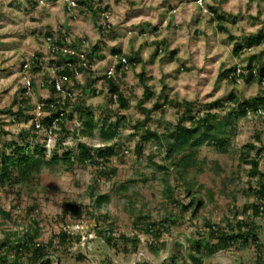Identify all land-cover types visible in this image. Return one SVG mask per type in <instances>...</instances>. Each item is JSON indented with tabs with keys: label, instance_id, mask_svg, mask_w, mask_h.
<instances>
[{
	"label": "rangeland",
	"instance_id": "obj_1",
	"mask_svg": "<svg viewBox=\"0 0 264 264\" xmlns=\"http://www.w3.org/2000/svg\"><path fill=\"white\" fill-rule=\"evenodd\" d=\"M262 55V60H264V54ZM29 76H31L30 72ZM33 76V89L30 96H32V101L38 105L42 98L49 97L52 92L47 89L44 75L38 73ZM7 78L8 76L0 74V110L10 108L14 101L20 97L22 86H25L21 77L19 84L21 89L16 92L17 89L14 91L13 88H10L11 82ZM78 78L83 79L81 75H78ZM191 78L192 76L185 72L183 77L185 83L181 85L177 83L176 96L172 95V92L169 94L179 101L184 98L194 99L193 97L196 96L199 102L194 111L200 118L208 111L216 113L217 117L213 120V124L215 129L217 128V133L219 128L222 133H226V151L217 149L216 146L207 144L208 142L198 148L199 159L205 160V169L198 175L199 183L203 185V188L197 189L195 186L193 192H200L206 201V206L200 208L195 216L192 209H188L184 212L183 217H177L174 223L172 221L165 222L167 225L171 222L170 229L163 235V240L167 242L168 248L162 249L159 253L155 252V249L149 245L152 238L144 226L145 221L139 227L134 222L136 214L141 211L144 215L149 214L151 221H159L166 215L171 213L175 215L181 212L179 206L171 204L164 193V184L158 177L162 176L163 171L157 170L156 166L146 158V154L151 148L150 145H145V156L138 157L135 152L140 135H135L133 124L143 118L144 114L139 109L136 100L139 95L134 96L133 91L131 94L127 93L132 100L129 110L119 108L118 104H109L112 112L126 115V119L121 121L122 142L126 143L125 145L132 152L131 158L126 162H121L119 158L115 159L116 161L112 164L118 168V171L111 179L98 175L99 172L95 167H83L74 163L67 167L62 165L57 168H45L33 184L11 185L7 183L1 185L0 183V244L8 233L13 232H16L17 236H22L27 230L32 231L39 228L38 241L48 243L63 229H77L82 235L81 241L69 238L65 248L60 247V252L50 249V264H107L109 257H113L116 262L121 264H136L138 260L142 261L144 258L151 263L162 264L169 256L171 246L176 239L182 240L187 246L184 235L196 240L207 235L209 225L202 226L203 219L215 224L218 230L225 229L226 232H230L236 220L235 213L238 219L244 218L247 213H252L249 206L256 201V197L254 193H251L250 188H257L259 182L264 181V113L261 109L257 112L250 109L244 115L237 104L229 98V95L235 92L239 100L252 98L258 94H264V84L258 80L246 83L244 79H239L235 85L216 79L212 90L207 91L198 84L197 80L196 92H193L190 84V82L192 83ZM4 80L8 83L5 84ZM134 93L136 94V92ZM101 94L91 91L87 97L94 108L96 107L94 112L98 120L103 117L102 112L108 106V104L101 106L103 101L98 105V102L103 98ZM153 102V100L147 101L145 106L151 107ZM17 106L16 104L14 108L16 109ZM259 108H261L260 105ZM33 112V108L27 111L28 114H33ZM159 113L155 114L162 122L151 121L150 125L152 129L162 132L167 126L166 123L177 122L181 110L167 107L164 115L161 114L162 117ZM27 117L26 115L15 118L11 113L0 111L3 128L14 134L31 126V119L27 121ZM76 121L77 118L74 119V123ZM96 133L94 138H83L82 140L88 145L102 143L101 132L96 131ZM258 135L261 140L256 139ZM9 138L10 135L3 133L0 129V152L3 148L5 149V142ZM73 141V138L67 137L61 147L66 146V142L73 143ZM248 143H254L256 148H250L247 146ZM257 149L261 152L257 153ZM156 152L159 154L156 161L159 164H164V153L161 154L159 149ZM245 153H249L251 158H260L257 173H252L251 163L247 161V157H243ZM139 172L146 173L147 176L154 173L157 177L154 179L148 177L145 180ZM168 173V180L171 184L177 186L182 184L174 171ZM210 191L213 192L212 199H210ZM174 195L184 203H188L193 197L192 193H187L181 187L175 190ZM105 196H108L109 199H106ZM71 201L82 205L83 213L79 218H74L72 214L63 211L65 202ZM142 203L145 205L143 206ZM4 212H8L10 216ZM256 222L258 235L264 245V211L256 218ZM109 227L113 228L116 236L125 233L128 236L139 237L141 245L136 254L124 257L122 245L118 250V253L121 254L117 255L115 249L108 248L99 236L98 228ZM17 236L11 234L10 239L13 243L0 247V264H46V258L35 263L31 259V252L24 251L15 256L12 250L15 247L14 239ZM53 243H56L55 238ZM128 246L131 247V245ZM82 252L86 254V258L79 256ZM57 257L60 259L57 260ZM3 260H6V263ZM211 261L231 262L232 264H264V251L259 256L254 247L242 248L235 245L227 251L215 253L203 264ZM168 264H172L171 261H168ZM177 264L182 263L179 261Z\"/></svg>",
	"mask_w": 264,
	"mask_h": 264
},
{
	"label": "trees",
	"instance_id": "obj_2",
	"mask_svg": "<svg viewBox=\"0 0 264 264\" xmlns=\"http://www.w3.org/2000/svg\"><path fill=\"white\" fill-rule=\"evenodd\" d=\"M49 37H51L49 43L53 53L50 54L52 58L49 59V66L43 69L42 66L39 65L40 59L37 60L33 58L34 62L30 68L32 75L42 72L43 70L46 78L45 84L50 87V91L52 92L49 97L40 100L42 103L41 110L44 112V115L40 118L41 128H36V126L31 123V126L28 128L14 134L3 128V123L0 118V129L3 133L10 135L8 141L5 142V149L3 148L0 152L1 185L7 183L11 185L33 184L45 168H57L62 165L67 167L74 163H78L83 167H95L97 168V172H99L98 175L107 176L111 179L118 171V168L112 164L116 161L115 159L119 158L121 162H126L131 158L132 152L128 146L125 145L126 143L124 144L122 142L123 134L121 131V121L126 119V115L119 112H112L109 105L118 104V107L123 110H129L131 107L130 99L127 98L126 94L121 90L120 85L125 69L124 63L118 62L116 64L114 75H108L107 73L97 75L92 67L96 58L100 57L99 54H95L100 48L98 43L86 47L87 50L78 49L80 53H84L85 57L81 58L80 55H64L61 51L62 48H59V50L56 48L54 49L56 46L77 49L75 45L66 42L65 35H62V33H59L58 37H54L53 35ZM263 41L264 27L256 34L247 35L244 42H236L234 51L235 53H239L244 48L249 49L253 46L260 45ZM114 53L113 55L120 54V51L117 50ZM121 55L126 57L128 66L134 63V58L125 54ZM36 56L37 58L40 57V55ZM258 57L261 56H251L248 67L243 69L247 70V73H237L239 67L232 66L222 69L218 77L227 78L236 83L239 79H244L246 83H251L256 80L262 81V77L264 76V63L259 64V66L253 65L255 59H258ZM50 67L55 68L57 75H67L70 77L74 88H76L74 85H77V73H84L90 82L101 80L104 86L99 92L106 91L108 97L107 103H105L108 104V106H106L105 111L102 112L104 114L103 117L98 120L95 116L94 109L83 102V89L79 90L80 93L77 101L70 102V100H66L63 102L55 90V79L51 77ZM32 75L31 88L29 89V87L23 86L20 90V97L14 101L10 108L6 110L1 109V112L11 113L15 118L27 115V121L33 117V114L27 113L29 109L33 108L34 110V107H36L32 101V96H30L34 81V76L32 77ZM139 78L144 86V93L142 97L137 96L136 100L144 117L138 119L137 122L133 124L135 135H140L135 147V152L138 157L145 156V145H150L151 148L148 154H146V158H148V161H150L152 165L156 166L157 170L163 171L161 174L162 176L159 175L158 177L164 184V193L171 204L179 206L181 212L180 214L174 215L171 213L166 215L159 221H151L149 214L144 215L142 211L136 214L134 221L135 225L139 227L143 225L142 223L145 221L144 226L152 238L149 245L152 249H155V252L159 253L162 249L168 248L167 242L163 240V235L170 229L169 225H171V222L168 225L165 222L172 221L174 223L177 217H183L184 212L188 209H192L193 215L195 216L200 208L206 206V201L200 192H193L195 186L197 189L203 188V185L199 183L198 175L205 169V160L199 159L197 153L198 148L202 144L208 142L207 144L214 145L217 149L226 151L225 145L227 143V136L226 133H222L220 128L218 129V133L217 128L215 129L213 120L217 117L216 113L208 111L201 118L198 117V113L194 111V108L198 105V101H179L177 98H171L166 93L167 86H164L162 91L157 95L147 84V78L143 73L139 74ZM65 84H69V82ZM229 98L237 104V107L241 109L244 115L250 109L253 112L260 111L261 109L264 113V94H258L252 98L239 100L237 94L232 92ZM153 99L154 102L151 107L148 108L144 106L145 101H151ZM16 104L18 106L15 109L14 106ZM51 104H53V107H51ZM259 105L261 108H259ZM167 107L179 108L181 110L177 122L173 124L166 123L167 126L162 132H159L158 129H152L150 125L151 121L155 123L162 122L157 118L155 113L160 112L159 114L162 117ZM61 112L64 114L61 115ZM75 118H77L76 123H74ZM187 122H190V124H187ZM49 130H51L53 134L57 133V144L51 149L48 148L47 143ZM96 131L101 132L102 143L88 145L82 140L83 138H94L97 134ZM67 137L73 138V143L66 142V146L61 147V144L64 143V139H67ZM256 139L261 140V137L258 135ZM247 146L256 148L254 143H248ZM158 149L161 154L164 153V164H159L156 161L159 155L156 152ZM260 152L261 151L257 149V153ZM243 157H247V161L251 163L252 173H257L259 171L260 158H251L249 153H245ZM169 171H174L177 174L178 179L182 182L180 186L173 185L168 180ZM139 173L145 180L148 179V177H152L153 179L157 177L154 173H152L151 176H147L148 174L143 172ZM134 182H136V180H134ZM179 187L185 189L187 193L193 194L192 199L188 203H184L183 200H179L175 197L174 192ZM250 190L256 197V201L249 206L252 213L245 214V217L241 219L236 218L235 213L236 220L230 232H226L225 229H222V231L221 229L218 230L215 224L203 219L202 226L209 225L207 235L198 240L184 235L187 246H185L182 240L176 239L172 244L173 246H171L169 256L162 264H168V261H171L172 264H177L179 261L182 264H203L215 253L227 251L235 245H239L242 248L254 247L256 254L261 256L264 251V245L257 232L258 224L256 218L264 211V181L261 180L257 188H250ZM212 197L213 192L210 191V199H212ZM105 198L109 199L108 196H105ZM142 205L144 206L145 204L142 203ZM63 211L72 214L74 218H79L83 213V208L81 204L71 201L65 202ZM4 214L10 216L8 212H4ZM98 233L107 244L108 248L115 249L117 252L116 255L121 254L118 253L121 245L123 246L122 253L124 257L136 254L141 245V239L139 237L128 236L125 233L116 236L112 227L98 228ZM11 234L17 236L16 232L8 233L4 241L0 244V247L8 246L13 243L10 239ZM39 236L40 230L39 228H35L32 231L27 230L22 236L15 237V247L12 250L15 256H18L19 253L24 251L31 252V259H33L35 263L46 258V264H50V249H54L58 252L60 247L65 248L67 239L70 238L81 241L82 237L77 229H63L56 234L55 237H52L48 243L38 241ZM54 238L56 239L55 244L53 243ZM128 245H131V247ZM79 256L81 258H86V254L83 252ZM58 259L60 258L57 257V260ZM3 261L6 263V260ZM107 264L121 263L116 262L113 257H109ZM136 264L154 263L144 258L142 261L138 260ZM207 264L232 263L211 261Z\"/></svg>",
	"mask_w": 264,
	"mask_h": 264
},
{
	"label": "crops",
	"instance_id": "obj_3",
	"mask_svg": "<svg viewBox=\"0 0 264 264\" xmlns=\"http://www.w3.org/2000/svg\"><path fill=\"white\" fill-rule=\"evenodd\" d=\"M75 1L77 6L70 7L66 0H0V74L8 76L14 91L21 89L19 84L27 60L40 55L42 68L49 66L53 53L47 38L58 37L59 33L77 51L87 50L91 44L100 45L95 53L100 57L92 67L97 75L108 70L117 50L134 58L132 65H126L120 83L129 99L131 91L134 96H143L140 73L157 95L167 86L166 93L173 98L177 83H185V72L192 76L193 92L197 80L208 91L216 79L236 85L218 77L222 69L232 66L244 69L253 55L261 56L253 65L264 63V41L239 53L234 51L236 42H244L247 35L264 27V0H205L207 12L202 11L197 0ZM38 73L44 75L43 70ZM79 75L83 79L76 77L74 89H83V102L96 108L87 99L92 91L102 93L98 105L102 101L101 106L105 105L107 92H99L104 83L90 82L84 73ZM47 89L51 92L50 87ZM193 98L181 101H198L196 96Z\"/></svg>",
	"mask_w": 264,
	"mask_h": 264
},
{
	"label": "built area",
	"instance_id": "obj_4",
	"mask_svg": "<svg viewBox=\"0 0 264 264\" xmlns=\"http://www.w3.org/2000/svg\"><path fill=\"white\" fill-rule=\"evenodd\" d=\"M198 4L202 7V11L203 12H207L208 9L204 7V1L205 0H197ZM66 2H68L70 7H75L77 6V3L75 0H66ZM48 42H50L51 37L47 38ZM86 44V43H85ZM59 50V48H62L61 51L64 53V55L66 54L67 56H73V55H80L81 58H84V53H79V51L72 49V48H66V47H54V49ZM33 58H36L37 60L39 58H37L36 56H33L30 60H27L24 65H23V81L25 83V87H29V89L31 88V76H29V72H30V68L32 67V63L34 62ZM35 60V61H37ZM112 65L110 66V68L107 70V74L108 75H114V68L116 66V64L118 62H123L124 66L127 65V59L125 56L121 55V54H116L113 55L112 58ZM39 65H42V62L39 61ZM50 73H51V77H53V79H55L54 81V87L55 90L58 94V96L61 97V99L63 100V102H65L66 100H70V102H75L78 99V92L74 89L73 87V82L71 80L70 77H68L67 75H57L56 74V70L53 67H50ZM247 73V70H243L240 67L237 69V73ZM80 73H77V76ZM66 82H69V84H65ZM262 84H264V76L262 77ZM102 89V87L100 88ZM98 92V90H97ZM41 105L42 103L39 102V104L36 106V108L34 109L33 112V117L31 118V123L33 125L36 126V128H41V122H40V118L41 116L44 115V112L41 110ZM51 107H53V104H51ZM61 115H63L64 113L61 112ZM56 134L57 133H51V130H49L48 133V139H47V143H48V148L51 149L52 147H54L57 143V138H56ZM53 144V145H52Z\"/></svg>",
	"mask_w": 264,
	"mask_h": 264
},
{
	"label": "clouds",
	"instance_id": "obj_5",
	"mask_svg": "<svg viewBox=\"0 0 264 264\" xmlns=\"http://www.w3.org/2000/svg\"><path fill=\"white\" fill-rule=\"evenodd\" d=\"M111 65H112V64H111ZM109 68H110V67H109ZM109 68H108V69H109ZM125 68H126V66H125ZM104 73H107V71H106V72H104ZM102 89H103V87H102Z\"/></svg>",
	"mask_w": 264,
	"mask_h": 264
}]
</instances>
